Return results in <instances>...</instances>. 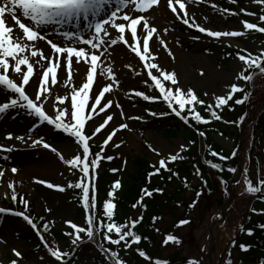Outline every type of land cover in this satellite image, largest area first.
Instances as JSON below:
<instances>
[{
	"label": "rangeland",
	"instance_id": "obj_1",
	"mask_svg": "<svg viewBox=\"0 0 264 264\" xmlns=\"http://www.w3.org/2000/svg\"><path fill=\"white\" fill-rule=\"evenodd\" d=\"M182 2L185 4L184 11L187 13L189 22L192 23L194 21L196 25L205 29L214 31H245L243 29V21L258 25L262 23L258 17L264 11V4H257L254 0H245L243 3L236 5L232 10L225 11L231 17H226V13L217 6L219 0H182ZM213 5H215V8H213ZM112 7L115 8L113 5ZM175 7L179 9V4H175ZM127 11L128 8H125L121 14ZM249 12L255 13V15H247L246 13ZM133 15L135 14L133 13ZM143 15L148 18L150 26L157 28V33L149 39L150 50L156 57L155 62L165 71H174L179 78L180 87L184 89L192 87L200 99L208 102L214 101L213 94L223 95L228 90L227 86L233 82L240 83L244 88L246 87L244 82L235 81L234 79L235 75L240 71L242 64L236 58V54L229 61H224V58L230 51L241 52V48L247 49L253 55H259L261 46L253 38L249 37V34L253 30H248L245 36L238 38L208 37L205 33H200L196 27L189 28L176 19L175 14L167 7V0H159L158 6H153L152 10ZM180 15L183 16L184 12H181ZM116 22L126 23L122 20H117ZM18 31L20 30L18 29ZM75 32L79 33V28ZM109 33L110 35L105 37L106 40L117 39L119 41L120 34L115 29L109 27ZM138 34L142 35L139 26ZM125 35L126 39L131 41L130 30H127ZM92 36L93 34L90 35V38ZM156 36H159L160 40L164 41V45L160 44ZM193 37H199V39H194ZM55 43L60 45L68 44L66 42ZM74 46L80 47L82 45L77 42ZM165 46L167 51L165 50ZM84 47L87 48L88 46ZM89 51L92 50L89 49ZM169 51L171 52V56L168 55ZM241 54L246 53L241 52ZM28 55L30 61H32L34 57H31L30 52H28ZM101 60L102 63L98 62L99 68L105 69L111 66L119 83H114L106 73L98 74L94 80L93 87L97 92L105 84H112L111 91L105 94V98L101 103L103 104L105 100L112 101L113 106L107 108L106 112L108 115L113 116V120L89 143L96 146L102 144L103 139H106V133L109 129L116 130V135L113 137L115 143L123 141L120 148L111 146L112 142L109 143V146L105 148L102 154L104 156L111 155L114 158L111 161L107 159L103 160L101 167L97 170L99 173L98 177H92L93 186L97 185L100 188L104 187L105 190H110L114 181L119 180L122 183V180L126 179V174L131 172V163L135 157L144 158L150 165L162 158L156 157L149 149V145L164 154H170L178 150L179 145H188V143L182 135L170 137L163 135L164 130L169 127L175 130H182L185 127L184 123L170 109L160 104L158 100L145 101L142 97L135 96V91L144 92L149 96L160 95L158 89L149 87L144 82L148 79L149 83H152L150 78L147 77V69L143 67L144 62L139 61V58L123 43L110 47L108 53L102 56ZM41 65L46 67L44 61L41 62ZM41 65L38 68L34 66V80L28 86H25L26 92L33 98L39 90L38 80L42 78L41 72L43 70L38 73L42 69ZM127 65H131V67H127ZM88 67L89 65L84 64L83 60H81L80 64H73L71 80H68V72L65 68L57 70L59 84L51 86L48 92L45 93V95H50V99L45 104L46 113L54 116L55 109L63 107L57 100L58 96L67 98L65 103L70 107L72 87L79 88L82 85L86 80V70ZM22 68L26 70V66H22ZM201 69L205 72V76L203 77L198 75ZM153 71L155 72V70ZM137 73L140 74L137 75ZM19 77L18 75L16 81L21 83ZM50 79L51 74H49V81L47 83H50ZM166 84L172 87L170 82H166ZM204 92H208V96H204ZM11 98V94L7 98L0 97V103L4 102L3 100L5 99L10 101ZM262 101H264V97L260 98V100L248 101L249 112L251 110L252 113L253 109H250V107L253 104L255 105ZM89 105H93L91 99L89 100ZM197 110H201L200 106H197ZM21 111L24 110L21 109ZM89 114L95 117L97 126L106 118L105 112H99V115H96V113H91L86 109L85 115ZM129 117H138L139 119H129ZM89 123L92 122L89 121ZM122 123L127 124L128 129H119L118 126ZM93 131V128H89L86 125L87 135H92ZM177 132L179 134V130ZM9 134H12V139H7ZM0 136V171L4 172V175L0 177V207L4 208L6 201L8 202L9 198L11 199L13 192L8 185L14 184L18 199L20 196H23L29 201V212L32 211L33 218L35 219L37 215L44 217L43 223H48L49 228L52 229L51 232L49 231L44 234L45 238L54 247H59L62 251H70V238L64 233L71 231V229L65 222L72 221L77 225L84 226L85 214L82 213L81 216H78L76 200L79 194L76 197L75 194L69 191L67 184L70 181L77 182L82 178V174L78 170L70 171L69 166L60 160L56 152L45 149L42 145L35 148L30 147V145L32 140L42 139L43 142L54 147L65 160L72 159L82 153V148L75 142L74 137L63 130H56L53 126H49L46 123L40 124L38 118L32 116L24 117V119L17 123L3 124ZM16 136H23L27 143L15 139ZM213 140L227 151H232L234 148L233 142L222 136L214 135ZM8 147L13 148L11 153L3 151V148ZM238 150L236 151L237 154ZM186 152H183L182 155H186ZM5 155H9L10 159L5 161L3 159ZM251 164L250 162L248 167ZM255 165L258 167L257 169L253 168L252 171L250 170L251 176H249V179L252 177V172L257 171L253 179H250L257 184L259 177L264 172V137L256 151ZM13 167L18 169V172L15 174L11 171ZM112 168H117L118 171H110ZM36 179L64 186L66 191L60 192L55 189H48L43 184H36L34 182ZM85 183H87V180H85ZM193 184H197L195 179L193 180ZM175 188L177 187H169L165 193L174 192ZM191 197L192 193L184 192L182 205H179V208L172 209L174 214L187 213L189 217L190 223L184 225L179 232L180 238H178L181 243L175 245L170 242L169 245L162 246L164 236L157 234V243H160V247L156 257L162 260L170 254L178 252L189 259L197 260L199 264H219L221 260L220 256L230 239L229 234L224 229H220V224L223 223L225 216L222 217L221 215L222 208H218L215 205V198L219 197V194L197 198L195 207L187 211L185 205ZM229 198L230 200L233 199L231 189L229 190ZM45 208H50L52 211L49 213L44 210ZM172 221L171 215L166 212L163 222L159 226L162 230H166L170 227ZM17 224L22 229L26 226V223L22 220H19ZM212 225H214L211 234L213 249L209 254ZM54 232L64 236L65 239L59 241L52 234ZM165 233L169 234L167 231ZM0 240L4 241L0 243V264H9L10 260L15 259L11 253L12 247H17L23 251L25 256L24 264H40L38 253L43 255V250H38L36 243L22 242L17 239L14 227L8 222L7 217L1 214ZM85 243L86 240L77 251L74 257V264H95L96 259H98L99 253L96 247ZM209 255L211 256L210 259L208 258ZM144 261L139 260V264H149L147 261ZM235 263H237V260Z\"/></svg>",
	"mask_w": 264,
	"mask_h": 264
},
{
	"label": "snow or ice",
	"instance_id": "obj_2",
	"mask_svg": "<svg viewBox=\"0 0 264 264\" xmlns=\"http://www.w3.org/2000/svg\"><path fill=\"white\" fill-rule=\"evenodd\" d=\"M230 2H235V0H230ZM254 2L264 4V0H254ZM175 4H179V9L175 7ZM112 5L113 0H2L0 2V97L7 98L10 94L12 97L10 101L5 99L4 102L0 103V115L9 113L13 109L17 111L23 109L27 115L38 118L40 124L46 123L49 126H53L54 129L63 130L74 137L75 142L82 148V153L72 159L65 160L54 147L43 142L42 139H34L30 145L32 148L42 145L43 148L56 152L60 160L69 166L70 171L78 170L82 174L80 180L77 182L70 181L67 184L68 189L81 190L82 196L79 198V203L83 207L85 214L84 226L77 225L72 221L65 222L71 229V231L64 233L70 238V251H62L59 247H54L45 238L44 233L49 231V224L44 223L43 230H41V227L29 214V201L23 196H20L18 199L14 184L8 185L13 192L11 200L14 203L23 205V211L0 207V214L19 217L36 232L39 238V245L37 247L42 246L44 252L43 255L38 253L40 264H74V257L85 240L97 245V250L104 258L102 264H127V261L123 259L121 254L111 246H119L125 251L130 249L135 250L139 257L149 262V264H169V261L166 260L158 258L153 260L145 250L139 248L138 245L142 240H147L148 238L142 237L136 231L138 225H141L144 219L143 211L141 210L146 211L147 209L145 198L153 197L154 193L163 194V189L156 188L150 190L147 187L142 188L139 198L131 205L132 209L139 212V215L130 217L125 222L118 223L114 220L116 204L113 200L115 190L121 187L120 181L116 180L111 185V190L107 193L109 199H106L102 205V217H98L99 208L95 188L92 184L85 183V180H91L93 176L98 177L99 173L97 170L101 167L103 160L107 159L111 161L114 158L111 155H102L105 148L109 146V143L112 142L111 146L115 148H120L123 143V141L120 143L113 141V137L116 135V130L113 129H109L106 133V139H103L102 144L99 145V152L91 153V145L89 143L113 120V116L108 115L106 112L107 108L113 106L112 101L105 100L103 104L101 103L105 98V94L111 91L112 84H105L98 92L93 87L97 75L104 73L114 83H119L111 66L105 69H100L98 66V62L102 63L101 57L108 53L110 47L117 46L118 43L126 45L139 58V61L144 62L143 67L147 69V77L152 82L149 83V80L146 79L144 81L145 84L158 89L160 94L159 96H149L144 92L135 91V96L142 97L145 101L162 99L167 104V108L185 125H189L190 127L193 126L190 121H194L195 125L209 124L211 122L201 115V112L197 110V106H203L205 111L214 120L220 121L223 117L217 110H224L225 108L232 110L230 102L236 105H243L249 100L251 95L240 83L233 82L227 86L228 90L223 95L213 94L214 101L208 102L200 99L192 87H188L187 89L180 87L179 78L176 73L174 71L168 72L163 70L155 62L156 57L150 50L149 39L157 33V28L150 26L148 18L143 14L152 10L153 6H158L159 0H115V8ZM167 7L175 14L176 19L180 20L184 25H187L189 28L196 27L200 33H205L211 38L243 37L248 30L264 33V26H259L248 21L242 22L245 31H214L205 29L196 25L194 21L192 23L189 22L187 13L184 11L185 4L182 0H167ZM125 8H128V11L121 14ZM213 8H215V5H213ZM181 12H184L183 16L180 15ZM232 14L235 15L236 13ZM246 14L255 15V13L250 12ZM9 17L11 23L9 22ZM258 19L260 22H264V14H261ZM79 20L84 21L85 28L92 30V38H83L84 34L82 32L61 31L59 32V36L63 40L70 41L68 44L59 45L48 39V36L57 34L56 26ZM117 20H122L126 23H117ZM138 26L142 35L138 34ZM73 27H75V24H73ZM109 27L115 29L120 34L119 41L117 39H105V37L110 35ZM17 28L20 30L19 32L16 31ZM127 30L131 32V41L126 39L125 34ZM193 38L199 39V37ZM156 39L159 40L161 45H164V41L160 40L159 36H156ZM45 40H47V43L51 47L53 54L51 57L44 55L42 50L35 48L36 41ZM77 42L82 46H74ZM89 49L92 51H89ZM165 50L167 51L166 46ZM29 51L31 57H38L35 61L36 64H40L41 61H44L46 64V67L41 65L43 70L42 78L38 80L39 90L34 98L26 92L25 87L29 85L30 78L35 76L34 64L30 61L28 55ZM241 52H245L246 54H241ZM241 52H237L236 54V58L242 64L240 71L235 75V81L250 83L256 74L264 75V51H261L259 55H253L247 49L241 48ZM168 55L171 56L170 51ZM73 58L75 59L73 60ZM81 60H83L84 64L89 65L86 70V80L79 88L72 87L70 107L65 103L67 98L58 96L57 100L63 107H57L54 116L46 113L45 104L50 99V95H45V93L48 92L51 86L59 84L57 70L65 68L68 72V80H71L72 65L80 64ZM22 66H26V71ZM127 67H131V65H127ZM10 70H14L22 78V83L11 78ZM49 74H51V79L50 83H47L49 81ZM139 74L137 73V75ZM198 75L203 77L205 76V72L201 69ZM166 82H170L172 87L167 86ZM238 93L241 94L240 97L237 96ZM204 96H208V92H204ZM90 99L93 101V105L91 106L89 105ZM86 109L91 113H96V115H99V112H105L106 118L97 126V121L93 115H85ZM129 119L139 118L129 117ZM244 119L245 117L241 116L239 122L242 124ZM89 121L92 123H89ZM225 123L236 122L225 121ZM86 125L94 129L92 135H87ZM118 128L128 129V125L122 123ZM198 135L205 137L206 134L204 131H199ZM12 138V134H9L7 137V139ZM15 139L27 143L23 136H16ZM190 143L194 144L195 141H191ZM148 147L156 157H162L152 163V171L148 173V182L151 183L154 176L162 177L164 172L168 173L167 179L169 181L173 178L180 179L179 173L170 164L184 159L182 153L189 150L188 145L181 144L178 150L170 154H164L151 145ZM3 151L11 153L13 148H3ZM210 154L213 157L219 156L220 160L226 159V157L215 151H212ZM236 154V152L232 153V155ZM3 159L7 161L10 159V156L5 155ZM208 163L212 169L220 168V165L217 163L210 161ZM11 171L15 174L18 172V169L13 167ZM110 171L116 172L118 169L112 168ZM228 171L237 173L238 169L229 168ZM196 174L200 175L199 169L196 170ZM3 175L4 172L0 171V177ZM34 182L36 184H43L48 189H55L60 192L66 191L64 186L55 185L48 181L36 179ZM243 182L246 186L245 192L247 194H259L260 199L264 201V175L259 178V186H256L248 177V169H244ZM184 184L185 187L188 186L186 180ZM90 191L92 192L91 195ZM196 195L199 196L200 193L197 192ZM196 203V201H193L189 207H195ZM44 210L49 213L52 211L50 208H45ZM251 211L257 212L258 210L252 208ZM259 212L264 214V209H260ZM44 219V217H40L41 221ZM157 219H160V217H154L153 222ZM189 223L190 221L187 219L181 220L177 227ZM258 227L264 230V223L259 224ZM241 230L246 231L249 236L253 235L254 231L251 228L245 230L242 226ZM156 231L159 232V229H156ZM98 237L99 240L97 239ZM2 242L4 241L0 240V243ZM170 242L175 245L181 243L180 239L175 235L167 234L162 241V246H167ZM134 245L137 246L135 249H133ZM250 247L251 245L241 244L240 250L248 252ZM11 253L15 259L10 260L9 264H24L25 256L22 250L12 247ZM185 264H198V261L188 259ZM226 264H233L231 253L228 254ZM256 264H264V256H261Z\"/></svg>",
	"mask_w": 264,
	"mask_h": 264
},
{
	"label": "trees",
	"instance_id": "obj_3",
	"mask_svg": "<svg viewBox=\"0 0 264 264\" xmlns=\"http://www.w3.org/2000/svg\"><path fill=\"white\" fill-rule=\"evenodd\" d=\"M235 1L241 2L242 0ZM223 3L224 8H232V5L229 3L225 1ZM262 26H264V22ZM250 36L262 46V51H264V33L253 32ZM234 54V52H229L228 57L224 58V61H227L229 58L232 59ZM245 90L251 93L248 100L250 102L260 100V98L264 97V75L256 74L252 82L246 83ZM237 96L240 97L241 94L238 93ZM248 101L243 105H236L230 102L232 104V110H228L227 108L221 110L220 115L223 119L220 121L214 120L202 106V116L211 121L209 124L195 125L194 121H190L193 126L179 132V134L176 132L177 130L171 129L170 127L164 131L166 137L182 135L190 146L182 161L170 164L179 173L180 179L173 178L169 181L167 179L168 173L164 172L162 177H152L151 183H149L148 173L152 171V167L145 159L135 158L132 161V171L126 174V179L124 181L122 180L121 187L114 192L113 202L116 204L114 220L122 223L130 217L139 215V212L132 209L131 205L139 198L142 188L147 187L150 190L156 188L163 189V194L154 193L153 197L145 198L147 209L146 211L141 210L143 211L144 219L142 224L138 225L136 229L138 234L148 238L147 240H142L138 247L145 250L153 260L158 258L156 255L160 247V243H157V234L165 237L167 235L165 231H167V233L180 238L179 232L184 225L179 227L177 225L181 220H189L187 213L174 214V211H172V209L179 208V205H182L184 192L192 193V197L185 205L187 211H190L189 205L193 201L197 202V198H201L202 196L203 198L208 197L211 194H219V197L215 198V205L218 208L224 205L228 198L225 186L237 175V173L229 172V168L240 169L241 174L238 180L231 185L233 200L225 211L223 223L220 224V229H224L229 234L230 239L227 247L220 256L221 260L219 264H226L229 253H231L233 264H256L257 260L261 256H264V230L258 227L259 224L264 223V214L259 212L260 209H264V201L260 199L259 194H247L244 188L246 186L243 182L244 169H248L249 177L251 176L250 170L252 171L253 168L257 169L258 167L255 165V160L256 151L264 137V101L255 105L253 104L250 107V109H253L252 113L251 110L249 112ZM248 112L249 115H247ZM241 116L245 117L242 124L239 122ZM225 121H234L236 123H225ZM199 131H204L206 134L205 137H200L198 135ZM213 134L224 136L232 141L235 150L239 149L238 154L232 155L234 151H227L217 145L212 139ZM191 141H195V143L192 144L190 143ZM254 149L256 150L254 151ZM93 150H95L94 147ZM212 151L223 155L226 159L220 160L219 156H211L210 153ZM208 161L219 164L220 168L212 169ZM250 162L252 164L248 167ZM197 169L200 172L199 176L196 174ZM256 173L257 171H253L250 179H253ZM262 175H264V172ZM194 179L197 182L195 185L193 184ZM185 180L188 184L187 187L184 184ZM256 186H259V184L257 183ZM169 187L177 188H175L174 192L167 194L165 192ZM197 192L200 193L199 196L196 195ZM105 199L109 198H107V193L104 192V197L98 202V217H102V205ZM9 208L23 211V205L18 203L14 205L13 201L9 205ZM252 208L258 211L253 212L251 211ZM166 212L171 215L173 221L169 228L162 230L159 225L163 222ZM29 214L33 217L32 211ZM154 217H160V219L153 222ZM36 219V223L43 230V221L38 217ZM8 222L14 227L18 238L23 241L35 242L39 245L36 232L30 226H25L23 229L19 228L17 226L18 219L11 220L8 218ZM241 226L245 230L249 228L253 229V235H247L246 231L241 230ZM156 229H159V232ZM53 235L59 241L65 239L59 233H53ZM97 239L99 240V237ZM241 244L251 245L249 251L242 252L240 250ZM111 247L121 254L123 259L127 261V264H139V260L141 259L143 261V258L139 257L135 250L130 249L125 251L119 246ZM136 247L134 245L133 249ZM103 259L102 255H100L96 260V264H102ZM188 259L180 253L175 252L162 260L169 261V264H185ZM236 260L237 263H235Z\"/></svg>",
	"mask_w": 264,
	"mask_h": 264
},
{
	"label": "bare ground",
	"instance_id": "obj_4",
	"mask_svg": "<svg viewBox=\"0 0 264 264\" xmlns=\"http://www.w3.org/2000/svg\"><path fill=\"white\" fill-rule=\"evenodd\" d=\"M0 2H2V0H0ZM9 19V22L11 23V20H10V17L8 18ZM73 24H75V27H73ZM79 26V27H78ZM57 27V34L56 35H51V36H48V39H51L52 41H55V42H59V43H69L70 41H66V40H63L60 36H59V32H61V31H76V29L78 30V28H79V31L81 30V31H84L85 29H87V28H85V26H84V21L83 20H79V21H74V22H69L68 24H62V25H58V26H56ZM16 31L17 32H19L18 31V28L16 29ZM91 32H92V30H90V32H89V34H91ZM31 43V42H30ZM77 44V43H76ZM60 45V44H59ZM35 48L37 49V50H42V52H43V54L44 55H47V56H52L53 54H52V52H51V47H50V45L47 43V41L45 42V41H36L35 42ZM30 52V51H29ZM61 55H63V54H61ZM38 59V57H34V59L31 61V62H33V64H34V66H36L37 68L41 65V62H40V64H36L35 63V61ZM75 58H73V60H74ZM60 69H64V68H59L58 70H60ZM11 71V78H13V79H15V80H17L18 79V74H16L15 72H14V70H10ZM26 71V70H25ZM42 71V69H40L39 71H38V73L39 72H41ZM42 73V72H41ZM40 73V74H41ZM40 76V75H39ZM19 80H21V83H22V78L21 77H19ZM33 80H34V77H31L30 78V81H29V83L31 82H33ZM95 89V88H94ZM96 90V89H95ZM4 101V100H3ZM24 117H30L29 115H27L26 113H25V111H21V109L20 110H10L9 111V113H5V114H3V115H0V132L2 131V126H3V124H5L6 123V125L8 124V123H11V122H15V123H17V122H19L20 120H22V119H24ZM0 139H1V136H0ZM1 141V140H0Z\"/></svg>",
	"mask_w": 264,
	"mask_h": 264
},
{
	"label": "water",
	"instance_id": "obj_5",
	"mask_svg": "<svg viewBox=\"0 0 264 264\" xmlns=\"http://www.w3.org/2000/svg\"><path fill=\"white\" fill-rule=\"evenodd\" d=\"M213 228H214V225L211 227V230H210V237L212 238V236H211V232L213 231ZM211 242V245H212V243H213V241H212V239L210 240ZM212 248V247H211Z\"/></svg>",
	"mask_w": 264,
	"mask_h": 264
}]
</instances>
